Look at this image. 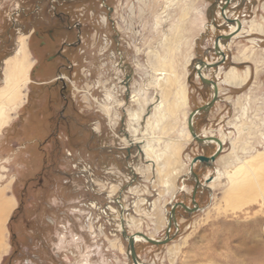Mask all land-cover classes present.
<instances>
[{"label": "rangeland", "instance_id": "1", "mask_svg": "<svg viewBox=\"0 0 264 264\" xmlns=\"http://www.w3.org/2000/svg\"><path fill=\"white\" fill-rule=\"evenodd\" d=\"M222 3L0 0V87L18 36L29 51L19 103L0 128L9 205L0 264H133L126 234L162 239L170 205L193 206L188 160L217 146L185 134L187 114L212 97L194 67L220 60L214 40L230 32ZM224 10L257 30L218 40L225 58L206 71L217 99L192 119L198 136L223 138L214 161L192 168L212 187H197L196 211L174 209L169 241L135 243L143 264H264V0H229ZM227 70L247 77L225 82Z\"/></svg>", "mask_w": 264, "mask_h": 264}, {"label": "bare ground", "instance_id": "2", "mask_svg": "<svg viewBox=\"0 0 264 264\" xmlns=\"http://www.w3.org/2000/svg\"><path fill=\"white\" fill-rule=\"evenodd\" d=\"M232 3V2H231ZM226 18L229 19H233L235 20L234 22L229 23V29L230 32H234L235 34L233 37L237 36L238 34H240L241 32H250L253 29H256L257 26L254 23V21L251 20L250 24L248 25V29H245L243 27V22L240 21L237 18H231L228 14L227 11L224 10L222 12ZM237 22L240 24V26L237 28ZM260 28V25L258 26ZM257 30V29H256ZM229 32V33H230ZM225 35V34H224ZM218 43V50L221 51L222 50V44L221 41H217ZM27 42H26V36L25 35H20L17 37L16 39V47L14 49V52L12 55L7 56L2 63L3 66V79H2V86L0 87V128H2L3 126H5L8 121H9V115H8V111L13 109L14 107H16L19 103V90L21 88V84L22 82L25 80L26 77V73L28 70V58H29V51H28V47H27ZM154 57V56H153ZM206 63H211V62H206ZM213 63V62H212ZM199 67V66H197ZM166 68V67H165ZM219 69V67H214L215 69ZM212 68H201V74L207 78L206 76V71L207 70H211ZM217 69V70H218ZM228 71V70H227ZM224 76V81L228 82V83H235V82H242L246 77H247V71L245 72V75L243 77H238V74L235 72V70H229L228 72L225 71V75ZM158 78V77H157ZM160 78V77H159ZM162 81V80H161ZM215 82V81H214ZM238 82V83H239ZM216 83V82H215ZM237 83V84H238ZM157 85V83L155 84ZM217 85V83H216ZM231 85V84H230ZM239 85V84H238ZM210 88H212L211 86H209ZM127 91V87L125 88ZM218 86H217V91H218ZM181 91V90H180ZM123 93V92H122ZM128 93V92H127ZM180 95V93H179ZM134 95H132L130 98H133ZM183 90H182V97H183ZM185 97V96H184ZM180 99V98H178ZM135 99H132V101H134ZM179 102V101H178ZM162 103V102H161ZM182 103V102H181ZM153 104V103H152ZM154 105L155 107L159 110L160 109V102H157V100L154 101ZM110 106V105H109ZM172 106V105H171ZM174 107V106H172ZM171 109V108H170ZM167 110V109H166ZM118 112V111H117ZM127 112V110H126ZM174 111L170 112L173 114ZM137 113H134L132 115V119H135L138 117V115H136ZM188 115V114H187ZM186 120V118H185ZM130 121V120H129ZM127 122V121H126ZM159 122V119H158ZM138 129V128H137ZM133 132H136V129L132 127ZM139 130V129H138ZM188 128H186V135L189 138H192V136L190 135L189 131H187ZM141 131V130H140ZM143 131V129H142ZM162 131V130H161ZM142 133V132H141ZM197 134V133H196ZM133 135V134H132ZM130 134V137L132 136ZM148 136V135H147ZM213 136L212 134H209L207 137H211ZM128 137V136H127ZM150 137V136H148ZM200 137V136H199ZM203 137H206V135H203ZM151 138V137H150ZM220 143H221V148L223 145V138H218ZM130 141V139H128ZM140 145L138 146L140 149L143 148L146 143L140 138V140L137 141ZM215 142V141H214ZM217 146V143H215ZM152 145V144H151ZM155 146V145H154ZM169 149V148H168ZM148 150V149H147ZM149 151V150H148ZM145 152V151H144ZM147 152V151H146ZM142 153V152H141ZM153 153V152H152ZM163 153V152H162ZM148 154V152H147ZM260 155V154H258ZM154 157H156L155 159H158V155H154ZM152 158V157H151ZM252 158V157H251ZM152 160V159H151ZM191 159H189L188 161L190 162ZM154 161V160H153ZM152 161V162H153ZM174 161V160H173ZM188 162V163H189ZM245 162H241V165H239L238 167H236L235 169H233L232 171L227 170L226 174L229 175V178H232L233 176H235L237 174V172L242 168V167H246ZM182 165V164H181ZM230 165V163H229ZM244 165V166H243ZM179 166V165H178ZM175 169V168H174ZM161 170V169H160ZM177 170V169H176ZM179 171V170H178ZM166 172V171H165ZM175 171H172L171 173H174ZM189 173V166H188V170L186 171V173ZM170 173V172H169ZM177 174V172H175ZM168 174V173H167ZM169 176V175H168ZM166 178V177H165ZM206 178V182H202L207 188L212 187L211 183H208V177ZM232 180V179H230ZM166 181V179H165ZM164 183V182H163ZM232 183V182H231ZM239 184V183H238ZM239 186V185H238ZM236 187V186H235ZM111 207V206H110ZM109 207V208H110ZM155 209V208H154ZM9 210V205L8 202L6 201V199L3 197V192H0V218L2 216L5 215V213H7V211ZM161 217V216H160ZM164 219V217H162ZM131 220V219H130ZM159 221V220H158ZM152 222V221H151ZM167 224V223H166ZM177 224V223H176ZM137 233H142L146 236H148L149 238L152 239H156L152 236V234H147L144 233L140 230L137 231H133L132 233H128L125 236V239L130 236V235H134V245L136 242L138 241H145L142 237H140ZM172 247V246H171ZM170 251V250H169ZM128 256V255H127ZM138 258V256H137ZM134 264V263H133ZM138 264H143V261H141L140 258H138Z\"/></svg>", "mask_w": 264, "mask_h": 264}, {"label": "water", "instance_id": "3", "mask_svg": "<svg viewBox=\"0 0 264 264\" xmlns=\"http://www.w3.org/2000/svg\"><path fill=\"white\" fill-rule=\"evenodd\" d=\"M228 2L229 0H223V3L222 5L220 6V10H221V13L223 12V10L226 8V6L228 5ZM223 17V19L228 23H231V22H234L235 20L233 19H229V18H226L225 15L222 13L221 15ZM240 26V24L237 22V28ZM235 34V31L234 32H230L226 35H219V37H217L215 40H214V48H215V51L218 53V55L220 56V60L219 61H214L213 63H206L204 62L203 60L201 59H198L196 62V65H198L199 67H194L195 69V72L197 74V77L200 79L201 83L203 85H206V86H211L212 87V97L211 99L206 102L205 104H203L202 106L192 110L189 112L188 116H187V128H188V131L190 133V135L192 136V138L199 144H203V143H206L208 141H215L217 143V147L215 149V151L210 155V156H204V155H196L194 157L191 158L190 162H189V175H191L193 177V179L195 180V185L193 186V189H192V204L193 206L190 208L188 207L187 205L183 204L182 202H174L173 204L170 205V211H169V215H168V219H167V226H166V230H165V234H164V238L162 239H152V238H149L148 236L142 234V233H137L140 237H142L145 241L151 243V244H155V245H160V244H164L166 243L167 241H169L171 239V236H169V230H170V226L173 224L174 226H176V221H175V217H174V209L176 207H181L183 208L185 211H188V212H191V211H196L198 209L197 205L195 204V201H194V194H195V191L197 189V187H206L203 183L199 182L195 173L192 171V168L194 166V164L196 162H200V163H210L212 161L215 160V158L219 155V152L221 151V143L219 141V139L217 137H199L194 128H193V123H192V119L193 117L200 113V112H207L210 107L213 105V103L216 101L217 99V95H218V91H217V85L216 83L211 80V79H208L206 77H204L202 74H201V68L205 67V68H214V67H217L220 63L223 62L224 58H225V55L222 51H219L218 50V43L217 41L220 39H224V40H229L233 35ZM126 241H127V245H126V253L127 255L130 257L132 263L134 264H138V258H137V255L135 253V250H134V235H130L126 238Z\"/></svg>", "mask_w": 264, "mask_h": 264}, {"label": "flooded vegetation", "instance_id": "4", "mask_svg": "<svg viewBox=\"0 0 264 264\" xmlns=\"http://www.w3.org/2000/svg\"><path fill=\"white\" fill-rule=\"evenodd\" d=\"M60 54V53H59ZM58 54V55H59ZM57 76L55 77V80H61L62 78H61V75L59 74V71L57 70ZM64 89H65V86H64V83L62 82V86H61V88H60V94L63 96L64 94ZM62 114H63V109L61 110H59V112H58V114H57V119H56V123H55V129L54 130H57L56 128H57V126L59 125V123H60V120H61V118H62Z\"/></svg>", "mask_w": 264, "mask_h": 264}]
</instances>
